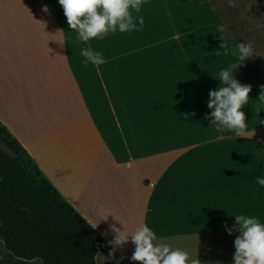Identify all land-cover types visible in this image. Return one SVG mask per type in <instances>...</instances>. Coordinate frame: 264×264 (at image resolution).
Returning <instances> with one entry per match:
<instances>
[{
	"label": "crops",
	"instance_id": "crops-1",
	"mask_svg": "<svg viewBox=\"0 0 264 264\" xmlns=\"http://www.w3.org/2000/svg\"><path fill=\"white\" fill-rule=\"evenodd\" d=\"M136 15L142 28L82 42L58 0H0V113L26 123V145L0 122L107 242L110 224L128 234L144 224L188 264H234L239 231L225 225L237 214L264 223V88L240 109L245 137L218 129L208 93L238 61L220 47L236 41L216 39V13L200 0H145ZM82 49L105 63L85 66ZM133 251L129 237L116 253Z\"/></svg>",
	"mask_w": 264,
	"mask_h": 264
},
{
	"label": "clouds",
	"instance_id": "clouds-1",
	"mask_svg": "<svg viewBox=\"0 0 264 264\" xmlns=\"http://www.w3.org/2000/svg\"><path fill=\"white\" fill-rule=\"evenodd\" d=\"M144 2L145 0H58L69 28L78 33V39L82 42H88L93 38L103 39L109 33H116L117 30L125 33L142 28L145 23L144 18L136 14L141 11ZM228 5L236 7V0H228ZM220 47L224 49V55L231 54L238 62L213 76L220 80V84L208 93L207 108L212 111L205 118L218 129H227L237 137H245V113L240 109L247 104L251 85H241L234 78L233 71L245 59L253 57L254 50L251 42H239L236 48H229L222 43ZM80 54L85 57V66L91 63L98 67L105 63L99 52L82 49ZM219 54L217 52V55ZM256 182L264 186V177H257ZM109 215L111 214L103 215L101 220L107 221ZM234 219L235 223L231 228L225 225L228 235L239 231V235L234 240V264H264V223L256 217L243 214L235 215ZM109 230L114 234L108 241L111 248L109 255L113 258L118 248L122 249L129 243L130 237V242L134 245L130 259L137 264H188L189 262V254L186 251L178 248L173 250L168 244H154L156 234L147 225H140L131 234L125 233L123 226L120 229L115 224H110ZM190 264H201V262L192 259Z\"/></svg>",
	"mask_w": 264,
	"mask_h": 264
},
{
	"label": "trees",
	"instance_id": "trees-1",
	"mask_svg": "<svg viewBox=\"0 0 264 264\" xmlns=\"http://www.w3.org/2000/svg\"><path fill=\"white\" fill-rule=\"evenodd\" d=\"M226 37L236 40L223 32L219 21L216 39ZM257 88L264 86L251 89ZM211 111L206 105V116ZM0 242V264H97V255L113 258L108 242L45 179L1 122ZM114 257L134 264L116 252Z\"/></svg>",
	"mask_w": 264,
	"mask_h": 264
},
{
	"label": "rangeland",
	"instance_id": "rangeland-1",
	"mask_svg": "<svg viewBox=\"0 0 264 264\" xmlns=\"http://www.w3.org/2000/svg\"><path fill=\"white\" fill-rule=\"evenodd\" d=\"M218 16L221 29L239 42H251L254 56L244 60L234 78L241 85L251 88L264 86V3L261 0H236V7H229L228 0H203ZM5 125L10 126L17 138L26 145V123L14 120L10 112H1ZM9 117V119H8ZM0 242V253L3 252ZM97 264H117L107 255H97ZM121 264V263H119Z\"/></svg>",
	"mask_w": 264,
	"mask_h": 264
},
{
	"label": "water",
	"instance_id": "water-1",
	"mask_svg": "<svg viewBox=\"0 0 264 264\" xmlns=\"http://www.w3.org/2000/svg\"><path fill=\"white\" fill-rule=\"evenodd\" d=\"M145 182L147 183L148 181L145 179Z\"/></svg>",
	"mask_w": 264,
	"mask_h": 264
}]
</instances>
